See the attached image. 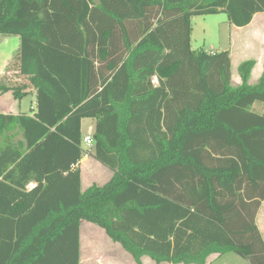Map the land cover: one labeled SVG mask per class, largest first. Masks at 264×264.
Segmentation results:
<instances>
[{"label":"trees","instance_id":"16d2710c","mask_svg":"<svg viewBox=\"0 0 264 264\" xmlns=\"http://www.w3.org/2000/svg\"><path fill=\"white\" fill-rule=\"evenodd\" d=\"M220 13L244 28L264 0H0L28 82L0 91L37 95L0 113V264H81L83 221L136 264H264V73L244 62L234 87L229 51L192 47L193 18ZM86 119L113 176L83 190Z\"/></svg>","mask_w":264,"mask_h":264},{"label":"rangeland","instance_id":"374dc122","mask_svg":"<svg viewBox=\"0 0 264 264\" xmlns=\"http://www.w3.org/2000/svg\"><path fill=\"white\" fill-rule=\"evenodd\" d=\"M228 23L229 21L226 13L195 17L193 22L194 32L192 34L193 49L194 50L204 49L206 51H209L210 49L218 50L221 44H222L221 46L227 47L228 45L227 39L230 36ZM19 46H20V38L18 36L13 35V36L4 37L0 35V88L1 86L14 88L20 85H27V80L22 79V77L18 74L17 72L18 66L13 62L18 53ZM240 65L241 64L238 63L236 60L232 61L233 86L235 85V77L240 75L239 74ZM2 97L5 101H11V99H14L13 92L8 94L3 93L1 95V98ZM16 103L17 104L21 103V107H22L21 110H23L25 114H27L28 116H30L31 113H33V110L35 109V98L32 96H27L21 101H17ZM94 133H95V121L93 119H86L82 124L83 138L89 136L93 137ZM82 147L86 152L89 153L94 152V145L89 146L83 143ZM87 156L89 158L83 164L84 167L83 184H82L83 190L92 186L93 184H96L98 186H104L107 180L106 174L104 175L102 172H98V174H95L96 179L97 181H99V183L98 182L94 183L93 180L94 169L98 164L95 162L96 160L94 158L90 157V155ZM108 171H110V174H112L113 176L112 171L109 169ZM263 215H264V210L262 216ZM261 220H264V218H261ZM86 230H89L90 233L92 234L91 240H93L98 236L97 230L100 231L102 234L104 233L101 230V228H99L97 225L83 221L81 223V234L83 233L85 236ZM88 237L89 235L87 234V236H85L86 243ZM262 237L264 239V233ZM108 241L112 245L109 248L111 250L110 252L111 257L109 258L110 260L107 259L105 263L136 264L132 256L129 253H127L119 244L112 242L110 239ZM99 243L100 242H97L98 246ZM88 244L89 243H87L85 249L86 253L91 252L89 250ZM209 261L211 264L212 263L213 264H250L249 261H247L246 259L237 256L233 253H228L224 256L213 255L209 259ZM101 262L102 261H100V264L102 263L104 264V262L102 263ZM143 263L156 264L149 258H144ZM163 264H167V263H163Z\"/></svg>","mask_w":264,"mask_h":264},{"label":"crops","instance_id":"0c3cea01","mask_svg":"<svg viewBox=\"0 0 264 264\" xmlns=\"http://www.w3.org/2000/svg\"><path fill=\"white\" fill-rule=\"evenodd\" d=\"M193 22H194V18H193ZM228 24H229L230 36L227 39V43H228L227 47L226 46L223 47V46H221L222 45L221 44L219 46L218 50L210 49L207 52L216 53V52H222V51H229L230 56H231V60L232 61L236 60L241 65L247 61L255 62V66L252 70L249 83L251 86H256L259 84L260 79L264 73V13L256 14L254 16L252 22L244 28H236V27H232L230 25V23H228ZM193 32H194V30H193ZM193 32H192V34H193ZM232 82H233V76H232ZM239 85H241L240 75L235 77L234 87H237ZM27 91H28L27 96H32L35 98V109L33 110V113H34L36 108H37V95H36V92L34 91V89L31 90V88H27ZM8 93H12V91L7 92L6 94H8ZM2 94L3 93L0 91V113L1 114H4V115H9V114L27 115V114H25V112L23 110H21L22 109L21 103L20 104L16 103L17 101H21V100H17L14 97V99H11V101H5L3 99V97L1 98ZM27 96H25V97H27ZM253 110L259 114H263L264 113V105L256 103L253 106ZM33 113H31L30 116H32ZM93 153L94 152L89 154L90 157H92V158H94ZM88 158H89L88 156H85L81 162L82 184H83V174H84L83 164L86 162V160ZM95 162L98 165H96V168L94 169V175H93L94 183H97V182L99 183V181H97L96 176H95V174H98V172H102L104 175L106 174V176H107L106 183H108L111 180L112 174H110V171H108L107 167L101 165L97 161H95ZM263 210H264V202H262V204H261V206H260V208L256 214V225H257V227H258V229L262 235L264 233V220H261V218H264V215L262 216ZM97 232H98V236L96 238H94L93 240H91L92 234L90 233L89 230H86L85 236H87V234L89 235V237L87 238V243H89L88 244L89 250L91 251L89 253H86V251H85L86 245H87V243L85 242L86 238H85L83 233L81 234V231H80L81 264H91V263L100 264V261L104 262V264H108V263H105V261L107 259L110 260L109 258L111 257V255H110L111 250L109 248L112 245L108 241L110 238L106 235V233L104 231H103L104 232L103 234L98 230H97ZM96 240H97V242H100L99 246L97 245ZM108 255H110V256H108ZM208 264H211L210 261H208Z\"/></svg>","mask_w":264,"mask_h":264},{"label":"built area","instance_id":"2783aa9c","mask_svg":"<svg viewBox=\"0 0 264 264\" xmlns=\"http://www.w3.org/2000/svg\"><path fill=\"white\" fill-rule=\"evenodd\" d=\"M152 81H153V84L154 85H156V86L158 85V78L157 77H153ZM84 143L87 144V145H89V146H92L94 144L93 138L90 137V136L89 137H85L84 138ZM33 187H34V185L33 184H30L29 187H28V189H31Z\"/></svg>","mask_w":264,"mask_h":264}]
</instances>
